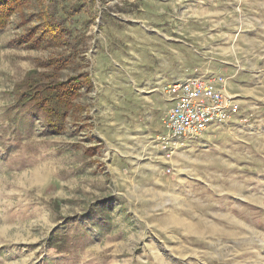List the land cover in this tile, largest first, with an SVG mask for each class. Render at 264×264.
<instances>
[{
	"label": "rangeland",
	"instance_id": "374dc122",
	"mask_svg": "<svg viewBox=\"0 0 264 264\" xmlns=\"http://www.w3.org/2000/svg\"><path fill=\"white\" fill-rule=\"evenodd\" d=\"M63 1L30 0L0 30V264H264V0H89L73 16ZM45 12L66 41L15 44ZM156 33L197 45L239 108L170 159L144 156L112 106ZM49 59L96 85L61 133L13 96Z\"/></svg>",
	"mask_w": 264,
	"mask_h": 264
},
{
	"label": "crops",
	"instance_id": "0c3cea01",
	"mask_svg": "<svg viewBox=\"0 0 264 264\" xmlns=\"http://www.w3.org/2000/svg\"><path fill=\"white\" fill-rule=\"evenodd\" d=\"M148 43L156 49L134 61L132 69L129 67V74L126 73L122 83L117 86L119 101H112V106L126 117V124L135 126L132 137L136 139L144 156L166 159L163 144L158 139L165 134L163 116L173 107L169 88L194 77L204 78L208 69L206 58L199 51H195L197 45H190L179 38L163 37L157 33L152 35V40ZM106 69L99 67L94 78L104 82L109 77ZM95 87L93 82L91 92L95 91ZM100 98L101 107V103L105 102L104 94ZM235 104L237 105V101ZM237 120L238 116L219 130H210L203 135L213 138L212 136H218L222 129L225 131L226 127L231 131L234 127H231L230 123ZM183 146L185 145L180 147Z\"/></svg>",
	"mask_w": 264,
	"mask_h": 264
},
{
	"label": "trees",
	"instance_id": "16d2710c",
	"mask_svg": "<svg viewBox=\"0 0 264 264\" xmlns=\"http://www.w3.org/2000/svg\"><path fill=\"white\" fill-rule=\"evenodd\" d=\"M70 1L75 3L72 4L73 16L79 13L89 0L63 2ZM29 2L30 0H0V30L7 27L14 15H24ZM44 15L42 13L40 22L15 41V44L40 48L43 44H60L61 41H66L69 28L55 17V13L48 12L45 17ZM45 63L47 69L46 66H41L44 72L34 70L32 71L34 74L30 72L18 85L13 94L14 101L19 110L42 112L52 132L61 133L66 130L67 121L72 117L75 109L79 112L85 111V107L78 106L76 101L83 91L87 93L92 91L93 82L91 78L82 74L61 79V71L68 65L66 60L49 59Z\"/></svg>",
	"mask_w": 264,
	"mask_h": 264
},
{
	"label": "built area",
	"instance_id": "2783aa9c",
	"mask_svg": "<svg viewBox=\"0 0 264 264\" xmlns=\"http://www.w3.org/2000/svg\"><path fill=\"white\" fill-rule=\"evenodd\" d=\"M169 91L173 107L163 116L165 134L158 139L166 159L172 157L177 146L219 130L239 114L234 99L202 77L176 84ZM170 173L168 168L165 174Z\"/></svg>",
	"mask_w": 264,
	"mask_h": 264
}]
</instances>
